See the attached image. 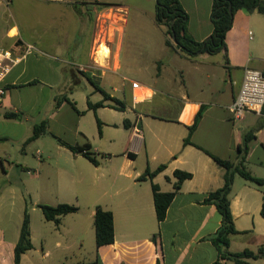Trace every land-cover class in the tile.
Returning a JSON list of instances; mask_svg holds the SVG:
<instances>
[{
    "label": "crops",
    "instance_id": "1",
    "mask_svg": "<svg viewBox=\"0 0 264 264\" xmlns=\"http://www.w3.org/2000/svg\"><path fill=\"white\" fill-rule=\"evenodd\" d=\"M78 1L0 0V46L18 55L2 81L5 91L0 99V175L7 176L11 168L19 176L25 171L37 177L39 171L35 168H40L42 156L41 147H35L37 160L30 163L32 151L27 145L13 153L2 145V139L11 137L42 145V137L48 135V157L63 151L61 156L73 160L81 174L92 173L98 185H107L110 191L107 196L106 191H95L86 206L61 215L56 223L44 217L37 203L56 204L71 199L53 197L54 188L39 181H26L29 198L22 191L15 200L2 203L7 186H1L0 264H14V245L25 208L32 246L21 253L18 264L88 261L96 256L102 264L211 263L218 250L210 235L219 226L221 216L216 205L204 198L223 184L226 170L213 155L235 163L244 154L246 169L264 177V112L248 111L241 119L232 120L228 108L240 88L244 68L264 71V14L237 9L226 31V47L214 53L186 54L165 43V32L155 43L148 42L145 50L154 57L158 56L155 49L169 51L172 71L179 73V86L168 94L167 101L163 95L155 98L156 92L164 93L162 89L134 78L130 80H137L138 86L130 83L125 87L122 83L112 84V91L106 89L108 80L116 81L120 75L127 78L121 69L130 68L129 60L125 59L123 65L120 59L124 14L121 7H83ZM179 2L187 13V31L197 40L206 38L213 29L212 0ZM107 11L122 19L112 35L102 32L98 21ZM102 40L109 48L103 56L97 52ZM161 64L162 61L159 67ZM139 69L146 70L141 66ZM84 74L93 77L110 96L104 99L103 91L95 86L99 95L94 102L103 100V105L93 109L96 124L97 119L101 122L100 130L97 124L99 138L94 145L87 140L81 124L82 111L70 88V81L80 80ZM199 109L201 116L190 140L185 142ZM7 111L19 116H6ZM41 120H46L45 131L26 140L33 125ZM135 127L140 129L137 134ZM244 134H250L245 150ZM68 144L87 146L95 153L97 164L74 152ZM160 164L163 167L152 175L146 173L138 178L146 168L152 171ZM175 169L191 175L182 180L164 218L158 221L151 183H157L161 190H172ZM231 188L230 210L238 232L230 235L229 249L256 251L264 245V217L260 212L264 186L234 173ZM96 204L112 211L114 226V240L99 246L95 244L93 226ZM226 264L234 262L227 260ZM245 264H264V255L249 257Z\"/></svg>",
    "mask_w": 264,
    "mask_h": 264
},
{
    "label": "trees",
    "instance_id": "2",
    "mask_svg": "<svg viewBox=\"0 0 264 264\" xmlns=\"http://www.w3.org/2000/svg\"><path fill=\"white\" fill-rule=\"evenodd\" d=\"M231 6V10L229 9ZM237 9H242L246 12H252L254 10L264 14V0H212V6L210 11L211 20L213 23L212 32L204 39L197 40L191 36L187 31V13L181 6L179 0H156L154 19L157 24L165 27V43L169 46L178 48L186 54L194 55L197 52L207 51L209 53L218 52L226 47L225 35L226 31L232 25L233 14ZM174 33L175 41L172 36ZM90 78V77H89ZM98 89H101L104 93V99L109 98L107 94L99 85L95 84ZM117 99V98H115ZM60 98L57 99V103ZM73 104V102H72ZM103 105V100L92 102L88 99V107L96 108ZM262 112H264V104L262 106ZM202 110L199 109L195 115L194 121L189 125V133L184 138L185 142H188L189 135L196 127L198 120L201 116ZM6 116L15 117L19 116L12 111L5 112ZM98 130H100L101 122L97 119ZM46 120H41L33 125L31 134L26 138L30 140L37 137L46 129ZM250 138V134H244L242 139V146H247V141ZM74 152H80L85 155L91 162L97 164L98 159L93 151L87 149V146L68 144ZM85 148V151L82 149ZM218 163L225 167L223 184L215 189L210 190L204 198V201L214 203L220 213L221 221L217 229L210 235L211 241L214 243L218 250L217 258L209 264H226L227 260H232L234 264H245L247 258L258 257L264 255V245L258 247L256 251L244 248L238 251H232L229 249L230 235L238 232L234 226L232 213L230 210V196L231 187L234 173L240 174L245 179L252 181L259 187L264 186V177L253 175L246 169L243 159L244 154L237 162L224 159L219 156L213 155ZM164 164H160L155 170L146 168L144 173L138 176L139 179L145 177L146 173L152 175L158 169H161ZM174 175L176 180L172 190H161L157 183L152 182V196L153 203L158 221L164 218L166 209L172 200L176 190L179 188L183 179L189 177L191 172L181 169H175ZM44 217L52 219L56 223L59 222L61 215L74 211L77 209V205L69 202H58L56 204H48L38 202ZM260 212L264 217V189H262V199ZM93 226L95 235V244L99 246L101 244L110 243L114 240V226H113V214L110 209L102 207L100 204H96L93 213ZM32 242L30 239V226L29 216L27 209L25 208L22 223L20 226L19 237L14 245V264H18L20 256L23 251L30 248ZM55 264H102L100 259L96 256L92 260L88 261H76V262H61ZM159 264V262H157Z\"/></svg>",
    "mask_w": 264,
    "mask_h": 264
},
{
    "label": "rangeland",
    "instance_id": "3",
    "mask_svg": "<svg viewBox=\"0 0 264 264\" xmlns=\"http://www.w3.org/2000/svg\"><path fill=\"white\" fill-rule=\"evenodd\" d=\"M78 3L83 7L92 5H94V7L102 5H112L115 8L121 7L124 14V20L122 22L123 40L120 59L123 65L125 64V59L129 60L130 68L128 70L121 69V72H124L127 78L124 79L120 75L119 77H116V81L108 80L110 83H105L106 89L112 91V84H118L119 86L124 85L126 87L131 83L130 79L134 78L142 83L151 85L153 88L158 87L162 89L164 93L156 92L155 98L163 95L164 99L169 101L168 94L176 90L180 83L179 73L172 71L171 60L173 59L171 58V54H169V51L161 52L158 49L153 50L157 51L156 55L160 56L161 59H159L163 63L159 67L160 61L157 59L158 56L154 57L152 53L149 54L145 50L148 48V42L151 44L155 43V40H158L161 33L164 34L165 30V27L157 24L154 19L156 0H79ZM119 16L120 15L114 14L110 11L101 14L98 21L102 32L108 34L110 32L111 35L115 33L120 28L119 25L122 20ZM101 44H104L103 40L101 41ZM140 66L146 68V70L142 71L139 69ZM157 72L160 74H157ZM80 77V80L77 79L74 82L70 81L71 95L75 99L78 109L82 111L80 114L81 124L86 131L87 140L94 145L99 137L97 136L95 113L93 108L90 109L87 107V99L94 102V99L99 95L98 90L95 88L97 82L93 77L89 78L85 74ZM116 94H118L120 98H123L121 93L119 94L116 92ZM42 99H44V97L40 98V100ZM105 111L108 114H113V111L110 109H105ZM118 114L119 113H116V118L119 116ZM44 136L45 137H42L45 138L42 140V145H36L33 141H31V143H27L29 141L25 142L23 140L16 141L11 137L2 139L4 142H2V145L9 147L13 153H17L21 146L27 145L32 151L29 153L30 163H34L37 160L34 155L35 147L39 146L41 147L39 149H42V156L40 157L41 165H39L40 168H35L37 169L36 172L39 171L37 177H34L25 171H22L19 176L17 174L18 171L9 167V173L7 176L0 175V187L7 186L1 199L2 203H7L12 199L15 200L16 196L21 194L22 191L26 198H29V194L25 192L26 181L28 184L39 181L40 184L51 186L55 190L53 197L56 195L67 197L71 200H64L65 202L74 203L75 205L80 206V208L86 206V203H88L91 197H94L95 191H98V193L106 191L105 195H108L110 189L107 185L99 186L97 179L90 172H83L81 174L79 172V166H76L73 160H68L65 159L64 156H61L63 151L60 154L59 152H56L54 156L48 157L45 149H49L51 144L46 140V138H49L48 135ZM78 140L82 142L84 141V138H78ZM80 158L86 164H90L85 158Z\"/></svg>",
    "mask_w": 264,
    "mask_h": 264
},
{
    "label": "built area",
    "instance_id": "4",
    "mask_svg": "<svg viewBox=\"0 0 264 264\" xmlns=\"http://www.w3.org/2000/svg\"><path fill=\"white\" fill-rule=\"evenodd\" d=\"M18 60V55L11 49L0 46V99L5 91L3 78L11 66ZM137 80H132V86H138ZM264 104V71L258 68L245 67L239 90L228 108L232 120L241 119L248 111L262 113ZM140 129L135 127V133ZM86 149L83 148L82 151Z\"/></svg>",
    "mask_w": 264,
    "mask_h": 264
},
{
    "label": "bare ground",
    "instance_id": "5",
    "mask_svg": "<svg viewBox=\"0 0 264 264\" xmlns=\"http://www.w3.org/2000/svg\"><path fill=\"white\" fill-rule=\"evenodd\" d=\"M101 56L107 55L109 52V48L106 46V44H103L101 47L98 48L97 51ZM97 52H95L97 54ZM99 56V55H98ZM96 59V58H95ZM98 59V58H97ZM103 60V59H102ZM98 61V60H97ZM101 61V60H100Z\"/></svg>",
    "mask_w": 264,
    "mask_h": 264
},
{
    "label": "water",
    "instance_id": "6",
    "mask_svg": "<svg viewBox=\"0 0 264 264\" xmlns=\"http://www.w3.org/2000/svg\"><path fill=\"white\" fill-rule=\"evenodd\" d=\"M229 9L231 10V6H229ZM172 33H173V31H172ZM172 39H173L174 42H176L175 41V37H174V33H173Z\"/></svg>",
    "mask_w": 264,
    "mask_h": 264
}]
</instances>
